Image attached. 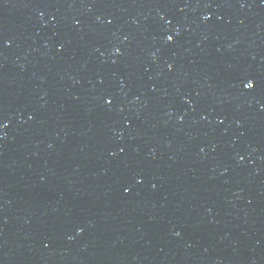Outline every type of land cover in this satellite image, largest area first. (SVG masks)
Listing matches in <instances>:
<instances>
[{
    "label": "water",
    "instance_id": "1",
    "mask_svg": "<svg viewBox=\"0 0 264 264\" xmlns=\"http://www.w3.org/2000/svg\"><path fill=\"white\" fill-rule=\"evenodd\" d=\"M0 125V264H264V0H0Z\"/></svg>",
    "mask_w": 264,
    "mask_h": 264
},
{
    "label": "snow or ice",
    "instance_id": "2",
    "mask_svg": "<svg viewBox=\"0 0 264 264\" xmlns=\"http://www.w3.org/2000/svg\"><path fill=\"white\" fill-rule=\"evenodd\" d=\"M167 40H168V41H172V40H173V37H172V36H168V37H167ZM245 87L248 88V89H252V88L254 87V84H253L252 81H249V82L245 85ZM108 103L110 104L111 101H108ZM0 127H2V125H0ZM125 191H127V189H125Z\"/></svg>",
    "mask_w": 264,
    "mask_h": 264
}]
</instances>
